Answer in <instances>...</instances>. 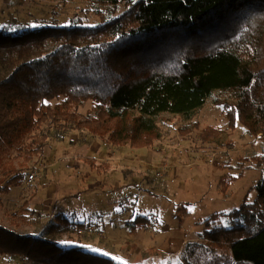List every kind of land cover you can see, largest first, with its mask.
I'll return each instance as SVG.
<instances>
[{
  "label": "trees",
  "instance_id": "obj_1",
  "mask_svg": "<svg viewBox=\"0 0 264 264\" xmlns=\"http://www.w3.org/2000/svg\"><path fill=\"white\" fill-rule=\"evenodd\" d=\"M94 1L114 8L112 15L120 4L125 10L93 28L0 30V192L21 185L22 166L44 153L51 128V135L86 130L112 146L148 148L160 138L163 114L191 121L209 100L222 109L229 130L241 124L264 136V0ZM86 104L92 107L82 115ZM197 128L192 120L182 130ZM222 132L208 127L200 138ZM244 161L264 170V154ZM237 180L221 178L222 192ZM254 190L253 202L203 223L181 264H264V175ZM222 219L229 226L215 225ZM62 223L71 224L57 216L51 239L0 226V256L27 264H116L61 248L52 236L64 233ZM149 225V217L138 216L130 233Z\"/></svg>",
  "mask_w": 264,
  "mask_h": 264
},
{
  "label": "rangeland",
  "instance_id": "obj_2",
  "mask_svg": "<svg viewBox=\"0 0 264 264\" xmlns=\"http://www.w3.org/2000/svg\"><path fill=\"white\" fill-rule=\"evenodd\" d=\"M124 10L120 4L112 15L114 8L94 0H0V30L93 28ZM91 107L86 104L79 113L86 115ZM192 120L199 128L183 132ZM192 120L163 114L155 144L133 149L112 146L86 130L51 135L45 125L51 137L44 153L17 166L23 171L20 186L0 192V226L51 239L49 227L61 216L71 226L62 223L64 233L52 239L63 249L78 247L116 264H181L185 245L198 240L203 223L253 202L254 187L264 175L262 168L244 161L264 154V136L250 135L241 124L229 130L222 109L209 100ZM208 127L221 129L222 135L201 140ZM93 165L109 167L99 172ZM224 176L238 179L228 183L225 193L220 186ZM182 209L189 215L179 214ZM138 216L149 217L151 225L130 233L129 223ZM218 224L229 226L227 219ZM0 264L27 262L0 256Z\"/></svg>",
  "mask_w": 264,
  "mask_h": 264
},
{
  "label": "built area",
  "instance_id": "obj_3",
  "mask_svg": "<svg viewBox=\"0 0 264 264\" xmlns=\"http://www.w3.org/2000/svg\"><path fill=\"white\" fill-rule=\"evenodd\" d=\"M34 178H35V175H31V176H30V180H31V181H33ZM31 181H30V182H31ZM91 229H92V228H89V230H91Z\"/></svg>",
  "mask_w": 264,
  "mask_h": 264
},
{
  "label": "crops",
  "instance_id": "obj_4",
  "mask_svg": "<svg viewBox=\"0 0 264 264\" xmlns=\"http://www.w3.org/2000/svg\"><path fill=\"white\" fill-rule=\"evenodd\" d=\"M133 149V148H132Z\"/></svg>",
  "mask_w": 264,
  "mask_h": 264
}]
</instances>
